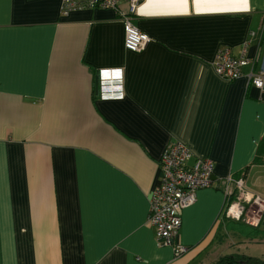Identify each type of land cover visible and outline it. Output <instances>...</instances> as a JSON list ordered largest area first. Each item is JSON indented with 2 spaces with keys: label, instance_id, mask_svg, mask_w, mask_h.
I'll use <instances>...</instances> for the list:
<instances>
[{
  "label": "crops",
  "instance_id": "1",
  "mask_svg": "<svg viewBox=\"0 0 264 264\" xmlns=\"http://www.w3.org/2000/svg\"><path fill=\"white\" fill-rule=\"evenodd\" d=\"M62 10L0 0V264H213L241 230L237 254L252 257L260 231L221 215L228 176L264 199V90L252 67L227 82L212 64L227 47L264 69V0H142L139 53L115 11ZM99 70L121 71V97L95 92ZM172 142L214 163L212 188L182 213L180 258L147 223Z\"/></svg>",
  "mask_w": 264,
  "mask_h": 264
},
{
  "label": "built area",
  "instance_id": "2",
  "mask_svg": "<svg viewBox=\"0 0 264 264\" xmlns=\"http://www.w3.org/2000/svg\"><path fill=\"white\" fill-rule=\"evenodd\" d=\"M142 0H62L63 13L80 9H109L117 13L123 29V46L130 52H142L151 38L131 24L132 16ZM124 2L125 9L119 4ZM255 59L246 55L234 56L229 48H219L213 59L215 74L224 81L232 82L242 76L245 67H252L247 82L257 90H264V69L255 71ZM98 92L103 100L122 96L120 70L97 72ZM193 159V160H192ZM192 162L190 163V161ZM159 177L149 195L147 223L155 233L159 246H169L173 257L180 258L186 248L179 240L182 213L196 201L201 189L212 188L214 163L210 159L193 158L189 149L179 143L167 144L159 159ZM225 219L257 227L264 216V199L251 193L242 177L224 179Z\"/></svg>",
  "mask_w": 264,
  "mask_h": 264
},
{
  "label": "rangeland",
  "instance_id": "3",
  "mask_svg": "<svg viewBox=\"0 0 264 264\" xmlns=\"http://www.w3.org/2000/svg\"><path fill=\"white\" fill-rule=\"evenodd\" d=\"M255 228H257L256 230L260 231L261 235L258 236L255 234L256 235L255 236L256 241L253 242L252 244H249V245L246 244V247H248V246L249 247H248V251H245V252L247 254H249L248 256L256 257V258H259V259L264 261V233H263L264 232V222H262L261 224H258V226ZM244 233H248V231L247 230H241L238 232L237 235H234V237L229 236L227 238V240H225L228 243H224L223 248H220V247L219 248H216V247L212 248L209 251V254L216 253L217 255H226V254H231L234 252V254H231V255H240V254H237V250H236L237 246H236L235 242L237 241V239L240 240L242 238L240 236H242V234H244ZM243 246H239L240 252H243ZM213 264H216V262H214Z\"/></svg>",
  "mask_w": 264,
  "mask_h": 264
},
{
  "label": "trees",
  "instance_id": "4",
  "mask_svg": "<svg viewBox=\"0 0 264 264\" xmlns=\"http://www.w3.org/2000/svg\"><path fill=\"white\" fill-rule=\"evenodd\" d=\"M221 218L225 219L223 214L221 215ZM262 222H264V219L261 220V223ZM239 263H242V264H264V261L257 259V258L247 257L244 255H228V256H224V257L219 258L216 262V264H239Z\"/></svg>",
  "mask_w": 264,
  "mask_h": 264
},
{
  "label": "water",
  "instance_id": "5",
  "mask_svg": "<svg viewBox=\"0 0 264 264\" xmlns=\"http://www.w3.org/2000/svg\"><path fill=\"white\" fill-rule=\"evenodd\" d=\"M97 91V77L95 78V92Z\"/></svg>",
  "mask_w": 264,
  "mask_h": 264
},
{
  "label": "snow or ice",
  "instance_id": "6",
  "mask_svg": "<svg viewBox=\"0 0 264 264\" xmlns=\"http://www.w3.org/2000/svg\"><path fill=\"white\" fill-rule=\"evenodd\" d=\"M244 3L247 4V0H244Z\"/></svg>",
  "mask_w": 264,
  "mask_h": 264
},
{
  "label": "flooded vegetation",
  "instance_id": "7",
  "mask_svg": "<svg viewBox=\"0 0 264 264\" xmlns=\"http://www.w3.org/2000/svg\"><path fill=\"white\" fill-rule=\"evenodd\" d=\"M239 264H242V263H239Z\"/></svg>",
  "mask_w": 264,
  "mask_h": 264
}]
</instances>
